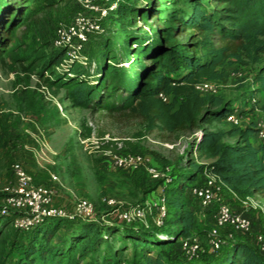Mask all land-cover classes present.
<instances>
[{
  "label": "trees",
  "instance_id": "trees-1",
  "mask_svg": "<svg viewBox=\"0 0 264 264\" xmlns=\"http://www.w3.org/2000/svg\"><path fill=\"white\" fill-rule=\"evenodd\" d=\"M136 1L118 0L114 15H118L119 8L124 7L125 14L130 17V20H126L127 25H133V20L138 17L147 24L148 30H141L139 26L128 30L122 28L125 32L123 46H117L120 54L115 41L102 32L93 36H104L97 41L98 44L93 46L91 39L86 44L82 62L60 64L63 49L51 46L44 53L36 74L43 77L48 86L63 88L66 98L75 106L94 111L127 110L131 116L139 117L147 129L158 128L175 137L182 132L198 129L189 152L197 153V158L210 160L198 162L195 158H188L184 166L191 169L179 172L177 183L172 184L173 178L165 187L166 198L167 193L172 192L173 206L177 208V213L170 215L169 222L166 218L165 224H176L178 228L173 233L160 235V229L141 223H96L88 218L49 216L27 230H14L27 233H37L50 227V230H54L57 228L56 222L61 220L79 222V230L70 237L62 238L60 243H51L52 232L45 230L41 247L32 239L11 264H79L87 253L98 252L103 243L106 248L99 258L93 255L85 264H122L126 262L124 251L127 240L141 245L144 264H264V254L246 240L236 237L218 248L211 260L202 251L192 258L182 255L181 259L172 260L165 250L174 236L192 233L194 211L185 207L180 196L196 183L204 170L215 173L224 188L235 193H259L264 196V161L260 154L264 148L253 145L249 140L251 134H256L255 125H233L227 129L201 127L202 122L222 121L232 107L228 100L218 95H200L193 89V84L203 76H220L216 65L230 50L240 48L251 33L264 35V0H228L232 1L229 8L233 11L231 25H217L205 4L201 0H192L190 12L180 23L175 25L169 21L156 26L147 21L152 14L159 22L164 12L162 0H143V6L137 5ZM42 7L33 8L28 0H0V58L17 46L19 27ZM188 28L200 31L216 28L221 43L210 49V56L205 60L194 53L178 50L173 31ZM91 48L102 50L100 59L91 54ZM35 65V57L28 58L26 68ZM180 68H183V72H178ZM161 92L167 99L159 95ZM139 135L140 132H135L120 140H108L101 143L100 148L137 151L138 144L132 138ZM225 136L234 137V140L225 141ZM117 142L121 143L119 148ZM10 219L11 216L0 214V221L9 223ZM110 239H117L120 244L114 246ZM152 247L159 249L153 253Z\"/></svg>",
  "mask_w": 264,
  "mask_h": 264
},
{
  "label": "rangeland",
  "instance_id": "rangeland-1",
  "mask_svg": "<svg viewBox=\"0 0 264 264\" xmlns=\"http://www.w3.org/2000/svg\"><path fill=\"white\" fill-rule=\"evenodd\" d=\"M45 1L52 2L45 3ZM201 1L205 4L208 13L214 16L217 25L232 24L233 11L229 10L232 1ZM70 2L71 0H28V4L33 8L43 7L19 27L17 46L0 58V188L12 177V164L21 162L40 182H49L51 174L55 173L59 179L57 190L61 194L57 203L68 209L71 208L75 196L89 198L101 212L104 205L100 198L106 194L116 196L124 205L143 202L154 196L157 182L142 170L111 169L108 155L100 149L88 150L81 139L87 136L97 138L108 135L120 140L140 132L136 138L139 144L138 151L149 154L157 164H169L175 175L172 184H176L179 172L191 169L184 166L188 158H195L201 162V158H197V153L189 152L192 138L198 129L182 132L176 137L158 128L147 129L139 117L131 116L127 110L94 111L87 107L75 106L66 98L63 88L48 86L45 79L36 74V70L43 60L44 53L51 47L53 26L70 15L72 10ZM136 4L145 5L143 0H137ZM192 4V0H162L164 12L160 15L159 22H156L152 14L149 15L147 22L153 26L169 21L176 25L187 16ZM117 13L116 16L111 14L108 17L103 31L104 36L115 41L116 48L123 46L124 29H135L139 26L141 30H148L147 24L138 17L132 19L133 25H127L126 20H130V17L125 14L124 7H120ZM173 34L174 40L178 43L176 47L178 50L194 53L201 60L208 58L210 49L221 43L216 28L201 31L188 28L181 31L174 30ZM104 36L92 37V45L98 44L97 41ZM87 50L89 51L88 48ZM118 52L120 54L119 49ZM101 53V49L91 48V54L96 59L101 58ZM30 57H35L36 65L26 68ZM216 69L220 72V76L215 78L221 83L218 96L228 100L230 105L236 103L237 106H243L247 102V96L252 93L258 99L255 110L258 113H252L247 117L256 120L261 115L264 116V35L251 33L244 39V44L240 48L228 52L227 56L216 65ZM180 71L183 72V68L178 72ZM237 72L240 76L236 75ZM41 84L48 87L54 96L52 99H47L38 90ZM200 126L210 129L231 127L227 121L214 120L202 122ZM88 128H90L89 132ZM223 140L231 141L234 137L225 136ZM203 176V174L199 176L196 182L203 181ZM189 188L190 186L183 192L180 200L184 202L185 207L194 208L196 214L200 213L201 217L204 214L203 220H199L200 217L196 216L191 234L199 236L203 244L202 252L211 260L216 255H212L215 251H210L206 237L207 230L213 223L210 218L212 209L201 207V212L200 207H197L199 202L189 193ZM223 193L224 196L229 195L236 203L241 204L244 199H254L258 205L254 207L249 201L247 209L252 212L248 214L251 219L252 216H258L261 228L257 232L264 231L263 195L239 194L228 188H224ZM167 199L168 221L177 208L173 206L172 192L167 193ZM101 212L94 219L96 223L106 222L101 217ZM148 220L152 221L151 218ZM56 226L54 230H50L51 227L45 229L47 233L49 230L52 232L51 243H60L62 238L76 233L80 223L61 220L56 222ZM151 228L160 229L158 233L164 235V233H173L178 225L167 223L162 227L151 226ZM45 230L37 233L18 232L13 229L11 223L1 220L0 264H11L32 239L41 247L44 243L42 236ZM254 234L255 231L251 230L249 233H235V237L246 240L256 248ZM183 237L185 236H174L173 241L165 247L172 260L182 258L179 243ZM109 242L114 246L120 244L117 239H110ZM105 248V243L100 244L98 251L100 253H87L79 264H85L93 255L98 257ZM158 249L152 247L151 252L155 253ZM124 257L126 262L122 264L135 262L144 264L141 245L133 243L132 240H127Z\"/></svg>",
  "mask_w": 264,
  "mask_h": 264
},
{
  "label": "built area",
  "instance_id": "built-area-1",
  "mask_svg": "<svg viewBox=\"0 0 264 264\" xmlns=\"http://www.w3.org/2000/svg\"><path fill=\"white\" fill-rule=\"evenodd\" d=\"M118 0H71L72 10L68 18L59 20L53 26L51 46L62 47V65L73 61H83L85 58L86 44L90 39L105 29V23L117 8ZM237 76L240 73L237 72ZM221 83L217 79L201 78L193 84V89L200 95H217ZM38 90L47 99L54 96L44 84ZM159 95L163 99L167 96L162 92ZM251 107H257L258 99L255 95L249 96ZM242 113L237 108H231L225 115V120L238 126L242 122ZM256 136L259 145L264 148V118L255 120ZM198 130L195 132V136ZM108 140H118L108 135L82 138L84 147L100 149V144ZM121 146L117 142V147ZM109 157V166L113 170L131 169L145 171L155 182V194L143 202L124 205L121 200L113 195H103L100 201L103 203L102 212L89 198L75 196L71 208L68 209L57 203L58 176L51 174L49 182H40L25 168L21 162L12 164V177L0 188V214L11 216L10 222L15 230H27L49 216H68L88 219H96L101 212L104 221L114 220L125 224L141 223L146 227H162L168 214L165 187L173 178L171 167L167 163L157 164L152 157L141 151L104 149ZM203 181L190 186L189 193L194 196L204 209H212L213 223L207 230L206 241L210 251H216L222 245L235 237V233H249L253 228V222L249 214L236 210L225 199L224 184L219 177L204 170ZM250 203L256 207L254 199H244L242 206L247 208ZM151 218V222L148 220ZM254 243L258 251L264 254V231L254 234ZM181 255L192 258L203 251V244L199 236L190 234L181 239L179 243Z\"/></svg>",
  "mask_w": 264,
  "mask_h": 264
},
{
  "label": "crops",
  "instance_id": "crops-1",
  "mask_svg": "<svg viewBox=\"0 0 264 264\" xmlns=\"http://www.w3.org/2000/svg\"><path fill=\"white\" fill-rule=\"evenodd\" d=\"M211 79H216V78H211ZM252 93H250L248 96H247V98H246V104H244L243 106H237V104L235 103L234 105L232 104V105H230L232 108L233 107H235V108H237L239 111H241V113H242V116H243V118H242V122H241V124L239 125V126H244V125H247V124H251V123H253L254 124V122H255V120L252 118V117H247V115H251L252 113H258V112H255V110H256V106L255 107H251V104L249 103V96L251 95ZM254 95V94H253ZM257 97V96H256ZM244 110H246L245 111V113L243 112ZM259 115V114H258ZM258 118H264V116L263 115H261V117H258ZM257 118V119H258ZM256 119V120H257ZM214 121H216V120H214ZM222 121H226L225 119H223ZM254 121V122H253ZM219 122V121H218ZM229 125L230 126H233L232 124H230L229 123ZM214 129H217V128H214ZM137 137H133L132 139L133 140H135L136 142H137V144H138V141H137V139H136ZM249 140L253 143V145H255V146H259V142H258V138H257V136H256V134L254 133V134H251L250 136H249ZM232 141V140H231ZM139 149V144H138V147H137V150ZM260 154L263 156V161H264V149H261L260 150ZM210 159H207V158H203V157H201V162H208ZM63 193V192H62ZM61 197V194H60V192L58 193V196L56 197V200L58 201L59 200V198ZM225 199L232 205V207L234 208V209H236V210H240V211H246V213L248 214V213H250L251 214V210H248L247 208H245L244 206H242L241 205V203H236L235 201H234V198L233 197H231V196H229V195H227V196H225ZM197 207H200V211L202 212V209H201V207L202 206H200L199 204H198V206ZM186 208H189V209H192L193 211H194V217H195V220H196V216H199L200 218H199V220H203L204 219V214H203V216L201 217V215H200V213L199 214H196V212H195V210H194V208H192V207H186ZM248 210V211H247ZM209 211V210H208ZM202 214V213H201ZM211 220L213 221V215H211ZM252 221H253V229L252 230H254L255 231V233L257 232V231H259L260 230V228H261V224L259 223V218H258V216H252ZM202 225H204V223H202Z\"/></svg>",
  "mask_w": 264,
  "mask_h": 264
}]
</instances>
